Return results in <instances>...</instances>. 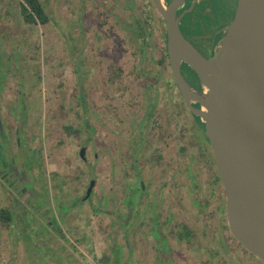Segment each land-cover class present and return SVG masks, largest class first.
<instances>
[{
  "label": "rangeland",
  "instance_id": "rangeland-1",
  "mask_svg": "<svg viewBox=\"0 0 264 264\" xmlns=\"http://www.w3.org/2000/svg\"><path fill=\"white\" fill-rule=\"evenodd\" d=\"M39 1L44 25L0 0V264H261L227 230L150 0Z\"/></svg>",
  "mask_w": 264,
  "mask_h": 264
},
{
  "label": "water",
  "instance_id": "water-1",
  "mask_svg": "<svg viewBox=\"0 0 264 264\" xmlns=\"http://www.w3.org/2000/svg\"><path fill=\"white\" fill-rule=\"evenodd\" d=\"M180 1L150 0L164 22L171 77L185 108L203 124L230 236L264 262V0L237 1L233 19L208 58L179 29ZM181 64L195 74L200 90L183 78ZM78 156L85 160L84 147ZM94 185L91 179L82 201L90 198ZM20 193L22 200L28 197L25 190Z\"/></svg>",
  "mask_w": 264,
  "mask_h": 264
},
{
  "label": "flooded vegetation",
  "instance_id": "flooded-vegetation-1",
  "mask_svg": "<svg viewBox=\"0 0 264 264\" xmlns=\"http://www.w3.org/2000/svg\"><path fill=\"white\" fill-rule=\"evenodd\" d=\"M171 1L172 0H164V3L168 5ZM237 1L238 0H181L178 4L176 8V14L177 16H180L179 29L182 35L198 50V52L204 58H208L210 54H212L215 49V46L223 37L226 26L233 19ZM193 13L197 14L196 20L193 19L194 21H197V23H195L196 28L202 33V35L199 36L198 39H195V41L188 39L186 35L182 32L181 27L182 24L186 23L185 18L187 16H191ZM162 23L164 28V22L162 21ZM181 74L183 75V78L186 80L187 83H189L196 90H200V85L198 83L197 77L184 64H181ZM192 105L197 107V104L195 103H192ZM8 169H6V167L5 169H3V167L2 169H0V178L4 181V183H9L8 185L13 188V183L11 184L13 176L10 180L9 175H12V173L8 172ZM2 176H4V178H2ZM246 253L249 254L251 258L255 259L261 264H264V262L260 261L247 251Z\"/></svg>",
  "mask_w": 264,
  "mask_h": 264
},
{
  "label": "trees",
  "instance_id": "trees-1",
  "mask_svg": "<svg viewBox=\"0 0 264 264\" xmlns=\"http://www.w3.org/2000/svg\"><path fill=\"white\" fill-rule=\"evenodd\" d=\"M19 13L21 16L22 21L25 24H41L44 25L50 21L49 16L45 12L41 2L39 0H19ZM138 29V37H142L145 39L146 37V29L144 26L140 24L137 26ZM164 38V34H163ZM165 58L167 59L166 49H165ZM190 113V112H189ZM191 115V113H190ZM195 120V123L201 132L202 135H199V142L201 145L207 146V141L203 135V124L199 120L198 117L191 115ZM218 179V177H217ZM219 181V179H218ZM0 219L9 221L10 214L7 211L0 210Z\"/></svg>",
  "mask_w": 264,
  "mask_h": 264
}]
</instances>
